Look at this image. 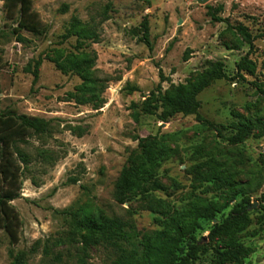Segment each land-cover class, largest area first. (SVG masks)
Listing matches in <instances>:
<instances>
[{
    "label": "rangeland",
    "instance_id": "374dc122",
    "mask_svg": "<svg viewBox=\"0 0 264 264\" xmlns=\"http://www.w3.org/2000/svg\"><path fill=\"white\" fill-rule=\"evenodd\" d=\"M4 2L0 0V111L13 108L50 124L45 134L18 144L29 159L22 164L21 197L12 202L23 225L17 244L0 228V264H15L20 255L24 264H113L117 250L105 243L86 246L75 214L121 217L135 237L161 228L159 219L167 213L193 205L214 202L219 216L228 213L225 180L250 183L251 224L242 233L214 240L207 228L202 240L209 246L232 238L245 242L255 251L243 264H264V137L254 131L241 144L228 140L238 123L264 118V0H33L47 30L42 35L23 30L20 37ZM208 6L224 21H214ZM145 17L152 49L141 40ZM77 21V29L94 28L98 39L64 38ZM239 25L249 29L253 46L243 40ZM82 50L95 51L94 75L106 81L100 108L70 98L82 79L64 74L53 61L59 53ZM245 57L254 74L238 69ZM39 58L40 76L34 83L27 67ZM217 61L226 65L227 77L216 80L199 100L200 113L220 132L196 115L177 114L168 122L150 114L132 118V102H141L158 85L168 89L194 81ZM148 135L164 139L171 150L157 175L162 188L120 204L116 181L138 146L136 137Z\"/></svg>",
    "mask_w": 264,
    "mask_h": 264
},
{
    "label": "trees",
    "instance_id": "16d2710c",
    "mask_svg": "<svg viewBox=\"0 0 264 264\" xmlns=\"http://www.w3.org/2000/svg\"><path fill=\"white\" fill-rule=\"evenodd\" d=\"M7 13L14 19V32L19 35L23 30L42 35L47 27L42 25L38 13L33 8V0H5ZM214 21L224 19L214 13L208 6ZM222 10V7L217 9ZM79 21L64 38L75 34L79 42L96 41L99 37L94 28L80 27ZM141 40L153 48L150 33V22L147 17L140 24ZM243 40L253 46L254 37L244 25H239ZM75 32V33H73ZM245 57L238 65L239 70L248 69L254 74V69ZM57 68L64 74L73 73L82 79L70 98L80 104H93L100 108L105 103L103 93L107 88L106 81L94 75L97 61L95 51H77L66 56L57 54L53 59ZM42 59L27 67L34 75V83L40 76ZM3 65L0 63V72ZM227 77L226 65L217 61L203 70L196 80L184 84H172L163 89L158 85L141 102H132L131 116L139 121L142 114L157 115L161 121L168 122L177 114L196 115L204 126L220 129L200 113L201 101L199 95L210 87L216 80ZM162 80L164 79L161 74ZM132 90H137L132 87ZM50 121L19 113L16 109L6 108L0 111V228L8 235L11 244H17L20 239L22 218L12 204L21 197L23 189V163H28V155L18 146L25 143L33 135L45 134ZM256 131L258 137H264V118L242 121L236 125V132L228 137L233 145L243 143ZM83 131L79 132L81 136ZM138 146L132 149L115 184V199L124 204L133 196H147L151 191L161 189L157 175L162 163L171 155L166 141L157 135L137 136ZM225 183L226 206L228 213L219 216V210L214 202L204 205H193L183 210L167 213L159 219L161 228L143 231L135 237L129 231V224L121 217L106 216L100 213H85L83 216L74 215L76 228L80 230L83 242L90 244L105 243L117 250L113 264H243L254 248L245 242L232 240L224 244L209 246L201 237L202 231L209 229L210 240L221 236H234L242 233L251 224V200L249 197L250 183ZM247 184V185H246ZM261 201H264V193ZM235 201L234 204L232 202ZM258 211V210H257ZM264 223V212H261ZM24 258L16 257L15 264H24Z\"/></svg>",
    "mask_w": 264,
    "mask_h": 264
},
{
    "label": "water",
    "instance_id": "95a60500",
    "mask_svg": "<svg viewBox=\"0 0 264 264\" xmlns=\"http://www.w3.org/2000/svg\"><path fill=\"white\" fill-rule=\"evenodd\" d=\"M197 1H198V3L206 4V3H208L209 0H197ZM254 207H255V205H254Z\"/></svg>",
    "mask_w": 264,
    "mask_h": 264
}]
</instances>
